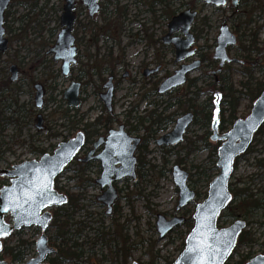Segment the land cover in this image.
Segmentation results:
<instances>
[{
    "label": "rangeland",
    "instance_id": "rangeland-1",
    "mask_svg": "<svg viewBox=\"0 0 264 264\" xmlns=\"http://www.w3.org/2000/svg\"><path fill=\"white\" fill-rule=\"evenodd\" d=\"M169 1L171 2L170 5L163 6L162 4L161 6V18L159 20L161 36L167 31L166 25L170 17L186 9L187 4L191 2V0ZM62 3L63 0H47L45 4L43 1H39L35 8L10 3L6 10L8 15L5 16L4 26L5 36L8 38L9 44L0 58V68L3 73L1 79L4 80L5 76L8 78L10 75L8 72L9 65L16 64L20 71L19 78H21L18 87L22 86L24 93H17L13 96V91L9 90L3 94V97L9 100L13 98L16 103L10 104L7 99L3 101L4 103L2 102L0 168L11 169L12 165L23 160L38 159L42 155L40 153L42 149L46 150L45 153H52L60 142L72 138L79 131L82 124L90 123L96 116L104 115L103 104L98 103L97 93L93 90L94 84L87 83L83 91L85 100L78 110L70 108L67 111L69 115L67 113L65 115L67 105L62 98V92L68 86L69 81L75 78L74 76L69 78L62 76L60 63L54 62L52 55L46 53L48 48L54 44L56 38L57 32L52 34L50 29L58 26ZM125 4L128 5L129 0H112L108 8V11H112L108 16L112 30H118L119 26H122L117 35L121 43L131 40L130 35L134 29L138 32L143 30L144 34H147L148 27H153V23L147 24L149 14L144 15L145 20L143 22L138 19L135 21L134 13H138L140 7H128V13L125 17L115 11ZM243 9H247V11L234 22L235 24H242L237 28L239 31L235 32L237 35L236 46L230 48L228 52L233 61L226 63L219 73L216 72L218 61L212 58V54L218 32L220 12H213L210 8L201 11L197 17L198 21L195 25L197 38L193 45L196 48V54L185 60L189 61L196 58L200 60L201 64L196 70L188 74L187 81L182 86L164 95H158L155 91L152 92L157 87V82L170 75L178 67V63L173 62V47L164 45L162 42H160V45L157 44L161 70L154 78L148 80L142 78L140 70L136 68V63L132 62L130 63L132 68L129 67L132 79L139 80L138 84L133 85L128 80L120 78L124 68L119 65L116 74L120 85L113 99V114L117 116L118 122L110 124L108 128L116 129L118 124L122 123L128 134L136 135L134 132L129 131V124H136L137 118L148 117L152 111L156 114L160 113L162 116L174 114V120L189 110L193 112L191 102L188 104L186 99L192 100L191 98L197 95L194 99L196 105L202 104L205 100L208 102L213 100V95L209 91V84L220 76H227V83L234 89V96H241L235 116L236 118H245L250 113L253 102L247 98V91L239 83L242 78L241 72L250 70L253 71V76L257 80L264 79V0H247ZM78 12L82 13L80 19L85 18L86 15L81 9ZM75 13L77 14V10ZM23 14H27V16L22 21ZM202 16L209 17L210 20V25L206 29L201 26L199 21ZM150 18L153 20V15ZM257 28L260 29L255 35L254 32ZM239 34H242V37H239ZM252 38L256 41V45H254L259 53L254 52L247 55L246 51L249 48L247 46L250 45V39ZM144 45L146 46V44ZM138 48L142 49V45H137L133 49L129 48L126 59L132 60ZM153 50L152 47L149 48L150 52ZM116 52L115 49L114 57L117 56ZM104 59L102 57L101 64ZM80 60L88 65L92 63L89 59L85 61V58H80ZM77 70L78 67L74 71L75 74H77ZM100 78H106L105 74L100 75ZM84 80H90L96 85L99 78L91 73ZM35 82H43L45 87L43 114L46 116L45 125L48 126V130L42 132H38L35 127V111L37 109L34 106V90L32 88ZM180 97L181 103L177 104L176 99ZM168 101L173 105L164 109ZM4 104L10 105L8 110L4 109ZM19 106H22V108L18 109ZM225 108L224 119L228 120L230 107L226 106ZM212 115H214V110ZM79 117L83 119L75 125L74 120ZM222 118L219 111V124ZM141 124L142 129L150 126L151 122H143L142 120ZM231 125L230 121H226L224 123L225 129L222 131L219 129V132L227 131ZM172 126L173 123L163 124L162 129L155 138L170 130ZM145 133L146 129H143L138 132V135H144ZM211 134L210 126L199 123L192 124L180 144L173 147H160L153 140L148 143L146 153L142 155L136 153L137 160L141 164L137 168V176L140 182L134 184L131 179H127L117 184L120 207L118 222L120 224L126 223L124 234L128 238V245L133 246L130 247L131 250L125 261H123L122 256L115 258L113 255L114 246H118L116 240L111 242V248H97L98 246L89 248L94 245L95 241L98 242L96 239L97 231H108L110 236L115 232L114 226L111 225L112 222L105 215L106 208L102 207L96 199L100 190L98 185L94 183V179L99 176L100 172L96 171L95 168L82 170L76 160L65 166L57 176L54 186L59 187H56V189L60 192L66 190L70 193L83 194L82 199L79 201L81 206L72 213L69 223L72 226V234L77 229L80 230L77 242H83L84 244L82 248L84 254L80 258V263L77 262L78 260H70L66 264H93L90 260H96L97 264H130L133 261L139 264H172L183 250L184 240L193 226L192 215L196 204L201 203L206 198L209 182L218 173L217 167L213 169V166H216L217 156L214 157L211 149L214 146L218 148L220 142L212 141L210 139ZM88 145L89 143L84 146V149H87ZM83 154L84 152L79 156ZM180 159L181 162H178ZM257 161L260 162L261 168H256L255 163ZM175 164L188 171V185L197 194L193 201L179 211L175 209L178 201V191L173 183L171 172ZM204 172L206 174L210 172L211 176L207 178ZM9 183L10 178L8 176L0 177V188ZM229 189L232 198L227 207L221 211L217 221L218 225L226 227L234 220L242 219L246 222L243 231L252 233L255 239V241L248 244L234 247L226 264H238L247 252H251L250 257L264 254V225H262L264 221V123L259 131L254 134L252 142L243 153V156L236 161L229 179ZM243 189H245V192L240 197L235 198L234 192ZM247 196H250V198L246 199ZM243 199L244 202H242ZM247 200L256 201L261 206L252 210V213L246 214L247 211L244 209L248 203ZM54 208H50V211L53 212ZM158 213L165 215L167 218L179 215L185 218V222L173 229L163 239H158L155 227ZM4 218L6 222H11L10 214H6ZM190 218L192 219L191 227H188L185 223ZM78 222L82 223L81 227L76 225ZM53 231L52 227L45 230L46 236L52 237ZM40 232V228L32 225L23 229L21 238L35 241ZM17 238V236H12L9 239L10 244L16 245ZM104 239L108 240V237L104 235ZM35 253L34 245L28 247L23 261L33 257ZM108 254L112 255L111 262L105 258L101 260L102 255L106 256ZM0 260L11 263L10 259L5 256L0 255Z\"/></svg>",
    "mask_w": 264,
    "mask_h": 264
},
{
    "label": "water",
    "instance_id": "water-1",
    "mask_svg": "<svg viewBox=\"0 0 264 264\" xmlns=\"http://www.w3.org/2000/svg\"><path fill=\"white\" fill-rule=\"evenodd\" d=\"M10 0H0V50L7 47V39L4 38L3 13L7 8ZM74 1L64 0L62 12L59 16V25L61 27L57 34L54 45L48 50L52 54L54 62H61L60 69L64 76H68L70 66L75 62L74 38L72 35L74 15ZM88 8L89 14L97 10L98 0H82ZM207 3L216 6L223 5L225 0H204ZM237 0H232L236 5ZM196 11L184 9L173 15L167 23V32L163 35V44L173 46L174 63H180L172 74L165 77L157 87L158 94H164L173 88L179 87L186 82L187 75L200 66V60L194 59L184 63L186 58L194 56L195 50L190 48L193 44L194 37L190 32ZM179 32L181 35L171 36ZM236 37L229 30L227 25L220 27L219 34L216 38V46L212 55L213 59L219 61V68L225 62L233 61L228 57L227 48L235 45ZM10 71L12 78L16 75V66L11 65ZM147 75V74H146ZM110 81V80H109ZM107 90L101 94L104 106L107 111L112 110L113 88L110 82L106 83ZM80 84L77 81H70L68 86L63 90L62 97L69 107H77L80 103L79 98ZM43 92L39 84L35 85V106L40 108L42 105ZM193 121V112L188 111L176 118L170 131L161 134L156 140L157 146H175L182 142L186 130ZM218 110L215 111L211 123V139L221 141L217 148L216 166L219 171L214 179L209 183L206 198L195 206L193 226L184 240V248L172 264H208L207 258L200 252V245L203 242L201 234L209 232L207 243L218 246L221 254L214 257L211 264H224L229 258L233 248L236 245L237 238L245 228L244 220L236 219L229 226L219 228L217 218L222 210L226 208L231 200V193L228 189V181L233 172L234 161L236 157L243 154L252 142L253 135L258 128L264 123V90L254 100L250 113L245 118L236 119L230 129L219 133L218 129ZM37 126L39 124L37 123ZM84 141L81 131H78L74 137L67 141L60 142L52 154L45 153L38 160H25L15 165L11 170L1 169L0 176L10 177V184L0 188V223L7 227V234H0V249L2 246L1 239L7 237L12 231L21 227L37 226L41 233L35 240L36 255L21 264H46L45 260L54 248L49 246L48 239L44 233L51 213L48 210L53 206H59L67 201L66 195L59 193L54 188L55 177L69 164L74 158ZM139 142L138 137L130 136L125 130L123 124L116 129H110L103 141V149L96 159L100 161L101 173L96 182L101 189L104 188L101 195L97 197L106 206V214L111 212L112 203L117 198V190L113 185L114 181L124 177L131 179L136 178V157L134 155L136 146ZM101 144L97 140L93 148ZM88 159V158H86ZM120 166L116 167V164ZM172 180L178 190V201L176 211L186 206L195 198V191L188 185L189 173L182 169L178 164L173 165ZM47 181L49 191L44 195H36L41 190V185ZM55 193L54 196L51 194ZM34 197L33 200L26 202L28 197ZM51 197V198H50ZM60 197L63 199L60 200ZM9 200H16L21 205L17 211H12L8 204ZM7 208L5 211L4 209ZM215 210V211H213ZM11 215V223L5 221L4 216ZM18 216L20 217L18 219ZM210 218V229L202 227L207 225ZM184 218L173 216L166 218L163 214L156 215L155 227L158 233V239H163L176 226L181 225ZM214 230L215 235L211 234ZM229 233L225 236L224 233ZM231 241V247H227V241ZM0 264H15L0 260ZM130 264H139L136 261ZM245 264H264V254H257L250 258Z\"/></svg>",
    "mask_w": 264,
    "mask_h": 264
},
{
    "label": "flooded vegetation",
    "instance_id": "flooded-vegetation-1",
    "mask_svg": "<svg viewBox=\"0 0 264 264\" xmlns=\"http://www.w3.org/2000/svg\"><path fill=\"white\" fill-rule=\"evenodd\" d=\"M111 1L112 0H98L97 1V10L92 15L89 14V10L84 5L82 0H75L74 1V10L73 11H74L75 19H74V23H73L72 35L74 38L73 45L75 47V54H74L75 62L70 66V72H69L68 76H64L62 73L61 74L65 78H69L70 76H74L75 79H71L70 81L74 80V81L79 82V84H80V87H79L80 103L77 107L73 108L75 110H78L79 106L85 100V95H84L83 91H84L85 85L87 83V84H94L93 90L97 93V96L99 99L98 103L100 102L101 105L103 104V107H104V109L102 107L103 112H104L103 114L104 115L113 114V99H114L115 92L120 85L118 75L116 74V69L119 65H122L124 68L120 78L124 79V80H128L133 85L138 84L139 80L137 81V79H135V78L132 79V76L130 73V68H129V67L132 68V65L130 63H132V62L136 63V68L140 70V74H141L142 78H145L146 80H148L150 78H154L156 76V74H158L161 70V62L158 60L159 53L157 52V44L160 45V42L163 43V41H162L163 36H161L160 30H159V20L161 18L160 12H161L162 4H163V6H168V5H170L171 2L169 0H163V1L162 0H129L130 5L125 4L124 6H121V8L116 9L115 11H117L122 17H125V15L128 13V7H130V6L133 8L134 7H140V9L138 10L139 12L134 13L133 17H134L135 21H137V19H138V20L143 22V20H145L144 15L149 14V18H147V24L150 25L151 23H153V27H148L149 29H148L147 34H144L143 30L141 32L140 31L138 32L136 29H134L130 35L131 40L129 42H126V43H121L119 40V37L117 35L119 33L118 31L122 28V26H119L118 30L115 29V31L112 30L113 29V28H111L112 26L110 27V22H109L108 16H109V13H111L112 11H108V8L111 5ZM246 2H247V0H237L236 5H234L232 0H225V3L223 5L216 6L214 4L205 2L204 0H191V2L187 4L186 9H190L191 11H196V15L194 17V20H193L192 24L190 25V32L193 34V37H194L193 44L191 45L190 48H193L195 50V54H196V48L193 47L194 42L196 41V38H197L195 25L197 23L196 21H198L197 17L199 16L200 12L203 10H206L207 8H210V10L213 12H220V16L218 19L219 23H218V27H217L218 32H217L216 38L219 34L220 27L225 24L228 26L229 30L235 35L236 42H237V35L235 32L239 31V30H237V28L240 27V25H242V24H235L234 22H236L243 15V13L245 11H247V9H243V8H245ZM10 3H12L11 0L9 1L8 6L10 5ZM63 4H64V0L62 3V6H63ZM8 6L4 10L3 24H2V26L4 28V35L3 36H4V38L7 39V47L3 51L0 50V58L4 54V52L7 50L8 44H9V40L5 36V26H4L5 16L8 15V12L6 11L8 9ZM62 6H61V12H62ZM78 9L79 10L81 9V11L84 12V14L86 15L85 18L80 19L82 17V13L80 14L78 12L79 11ZM76 10H77V14L75 13ZM61 12H60V14H61ZM177 13H175L174 15H176ZM151 15H153V20H151V18H150ZM199 21L201 22L200 23L201 26L205 29L210 25L209 24L210 23L209 17L202 16V18ZM142 25H144V24H142ZM58 26H59V28H58ZM58 26H54L50 29V32L52 34L57 32L56 38H57L58 32L61 29L59 23H58ZM202 27H201V29H202ZM259 29L260 28H257V30L254 32L255 35H257V32L259 31ZM152 30H153V32H152ZM167 30H168V28H167ZM115 32H117V33H115ZM114 33H115V35H113ZM177 35H181V33L176 32V33H173L171 36H177ZM239 37H242V34L241 35L239 34ZM56 38H55V40H56ZM216 38H215V46H216ZM55 40H54V42H55ZM98 43H99V45H98ZM144 44H146V46ZM137 45H142V49H140V48L137 49L132 60L126 59V54L128 53L129 48L133 49ZM153 46H155V47H153ZM170 46L172 47V45H170ZM235 46H236V43H235V45L228 47L227 52H229L230 48L235 47ZM51 47H49L48 50ZM147 47H148V49H147ZM151 47L154 49L152 52L149 51V48H151ZM115 49L117 51L116 57L113 56ZM48 50L46 53L51 54L48 52ZM213 52H214V50H213ZM102 57H103V59L104 58L105 59L103 60V63L101 64ZM80 58H85V61L89 59L90 62L92 61V63L90 65L83 63L80 60ZM186 59H189V58H186ZM185 60L182 62L188 63L191 61V60H189V61H185ZM214 60L218 61L216 59H214ZM58 62L61 65V62L60 61H58ZM94 62H99V63H94ZM229 62H231V61H229ZM226 63H228V62H225L223 64V66L221 68H219V61H218V67L216 69V72L219 73L220 71H222V68L225 66ZM11 65H15L16 70H17L14 78H12V73L10 71ZM179 65H180V63H178V67H179ZM77 67H78L77 74H75L74 71H75V69H77ZM128 68H129V70H128ZM8 72L10 73L9 77L7 78L5 76L4 80H2L1 77L3 76V73L1 72V68H0V121H2V119H1V115H2L1 110H2V106H3L2 102L7 99V101H9L10 104L16 103L15 102L16 100H14L13 98H10V100H9L8 98L3 97V94L7 93L9 90L13 91V96L17 95V93L18 94L24 93V91L22 90V86L18 87L19 82L21 81V78H19L20 77V75H19L20 71H19V68L17 67V65L14 63L10 64L8 67ZM60 72H61V69H60ZM91 73L92 74L94 73L96 76H98V78H99V80L97 82L98 84L95 85V83H92L90 80H88V81L84 80V78L87 77ZM5 74H7V73H5ZM102 74H105L106 78H100V75H102ZM44 76L47 77V75H45V74H44ZM187 78H188V75H187ZM163 79H161L160 82ZM70 81H69V83H70ZM186 81H187V79H186ZM107 82H110L112 84V88H113L112 110L111 111H107V109L104 106V102L102 100V97H101V94H103L108 88L106 86ZM160 82H157L158 85L160 84ZM36 84H39L41 86V90L43 92V97H42L43 102H42L41 107L37 108L35 106V100L33 97L34 106L37 109L35 111V117H36L35 127H36L38 132H42V131L48 130V126L45 125L46 116H44V114H43L44 107H45L44 106V95H45L44 89H45V87H44L43 82L33 83L32 88L34 90V95H35V85ZM158 85H157V87H158ZM157 87H155L152 90V92L155 91L158 94ZM176 88H178V87H176ZM176 88H173L171 90H174ZM62 94H63V92H62ZM9 107H10L9 104H4L5 110H8ZM20 108H22V106L18 107V109H20ZM70 108H72V107H69L67 105V109H70ZM15 114H17V112H15ZM104 115H101L99 117H103ZM99 117L96 116L93 119V121H91L89 123V124H94L93 127L95 128V131L93 134L88 133V130L86 128V125H88V123L81 125V128L79 129V131H81L83 133L84 141H83L82 146L80 147V149L78 150V152L76 153V155L74 156V158L71 161H73V160L78 161L80 169H82V170H88L91 168H95L96 171H99L101 173V164H100V161L98 159H96V156L99 155L103 149V141H104L105 137L107 136L108 131L110 129H113V128L109 129L108 126H110V124H112L114 122H118V119L114 120L112 123H109L106 125H104L102 123H93ZM82 119L83 118H80V117L76 118L74 120V124L75 125L79 124ZM37 123L39 124V126H37ZM120 124H122V123H120ZM120 124H118V126ZM134 126H136L138 128L137 131H134L132 129V127H134ZM129 127H130L129 131L134 132L136 135H138V132L140 130L144 129V128L141 129L142 124H140V123L129 124ZM106 128H107V130H106ZM124 130H125V126H124ZM129 135L139 138V142H138L136 149H135V152H134L135 157H136V153H139L142 155V153H140V152H142L141 151V145L143 142V134L140 136L139 135L138 136L131 135V134H129ZM99 139L101 141V144L98 147L93 148L94 143ZM88 143H89V145H88L89 147L87 149H84V146ZM45 151L46 150L42 149V150H40V153L44 154ZM82 152H84V154L82 156H79L80 154H82ZM86 158H88V159H86ZM15 165H17V164L12 165V168ZM140 165L141 164H139V160H137V157H136V164H135L136 178L134 180L129 178V177H124L120 180L113 182V185L117 190V198L112 203L111 212L109 214L105 213V215L107 218L110 219V222H112L111 225L114 226L115 237L112 238L113 235L110 236V233L108 231L107 232H103V231L98 232L97 231L96 239L98 242L95 241L93 243L94 245H92L89 248H96V246H98L97 248H111V242L115 241V240H116L118 246L115 245L114 248H129L128 238H127L126 234H124L126 223L120 224L118 222L120 207H119V201H118L119 189L117 188V184L124 181V180L126 181L127 179H131L134 184H137L138 182H140L138 179V176H137V168L140 167ZM118 166H120V163L116 164V167H118ZM1 169H6V168H1ZM6 170H10V169H6ZM97 178L94 179V183L98 185L99 190H100V193L97 195V197H98L99 195H101L104 188L101 189L100 185L96 182ZM57 188H59V187H57ZM65 191H63V192H65ZM195 193H196V191H195ZM80 195H81L80 196V200H81L83 194L80 193ZM97 197H96V199H97ZM98 202L101 204L102 207L106 208V206L101 201H98ZM56 208L57 207H55L54 209H56ZM51 215L53 218V212H51ZM174 216H176V215H174ZM177 216H179V215H177ZM184 222H185V218H184L183 223ZM50 224H51V222H49L46 230H48L52 226ZM178 226H180V225H178ZM104 235H106L108 237V240L104 239ZM47 238H48V241L50 244V236ZM79 244H80L79 245L80 248L84 247L83 242L79 243ZM51 246L54 248V251L51 255L47 256L46 261H45L46 264H48V258L50 256L54 255L56 252V247L53 245H51ZM83 254H84V251H83ZM82 255H80L76 259V260H78L77 261L78 263H80V258L82 257ZM104 258L108 259L111 262L112 255L111 254H108L106 256L102 255L101 260ZM90 261L93 264H97L96 260H90ZM64 264H66V263H64Z\"/></svg>",
    "mask_w": 264,
    "mask_h": 264
},
{
    "label": "trees",
    "instance_id": "trees-1",
    "mask_svg": "<svg viewBox=\"0 0 264 264\" xmlns=\"http://www.w3.org/2000/svg\"><path fill=\"white\" fill-rule=\"evenodd\" d=\"M13 4H17L19 6L25 7L28 6L30 8L37 7L39 1H43L44 4L47 2V0H11ZM163 1V0H162ZM27 16V14H23V18ZM248 35V34H246ZM256 41L254 38L250 39V45L248 50L246 51L247 55H251V53L258 52L257 48H255ZM241 80L239 81L241 87L247 91V98L251 102H253L260 93L264 90V79L263 80H257L253 76V71L247 70L245 72H241ZM227 76H220L218 79H214L209 84V91H211L213 95V100L208 102L205 100L202 104L196 105L194 102L195 97H192L190 99H186L187 103L190 104L193 107V113L194 118L192 124L199 123L201 125L205 126H211L212 121V111L218 109L220 113L222 114V120L219 124V129L222 131L225 129L224 123L226 121H230V124L233 123L234 120H236V108L239 105V101L241 96H234V89L229 84L228 85ZM176 103H181V97L176 99ZM173 105L171 102H167V106L164 109H167ZM226 106L230 107L229 114H228V120L224 119V113L226 111ZM68 109L65 110V115L67 113ZM68 114V113H67ZM69 115V114H68ZM174 114L162 116L160 113L156 114L154 111L150 113L148 117H139L137 118V123L141 124V121H149L151 122L150 126L144 127L146 129V133L143 135V142L141 145V151L140 153H146L147 151V145L150 141H153L158 134V132L162 129V125L172 123L174 121ZM114 120H117V117L114 114H106L103 117H99L95 122L93 123H102L104 125L112 123ZM225 120V121H224ZM191 124V125H192ZM94 124L86 125V128L88 130V133L93 134L95 131V128L93 127ZM153 126V128H152ZM94 129V130H93ZM134 131H137L138 128L136 126L132 127ZM143 129V128H142ZM259 129L257 130V132ZM219 144V142H218ZM212 153L214 154V157L217 153V146H214L212 149ZM241 155L240 157H242ZM238 157L236 161L240 158ZM178 162H181V159L178 160ZM216 166H213V169H215ZM211 171V170H209ZM206 174V172H204ZM211 176L210 172L206 174V177L209 178ZM60 190V189H59ZM245 189L239 190V192H234V197H240L242 193H244ZM67 195V203L65 205L59 206L56 209L53 210V218L51 221L52 225L51 227L54 229L53 236L50 237V244L56 247V252L54 255L50 256L48 258V264H64L67 263L70 260H76L80 255L83 254L82 248L79 247V243L77 242L78 234L80 230H76L73 234L71 233L72 226L71 223H69L72 213H74L77 209L80 208L79 200H80V194L78 193H70L69 191H65ZM250 198V196H247L246 199ZM245 200L243 199L242 202ZM245 206V212L246 214L252 213V210L258 209L261 205L258 204L256 201H248ZM256 204V205H255ZM230 207V206H229ZM249 208V209H248ZM252 208V209H251ZM244 213V214H245ZM219 219V218H218ZM192 219L190 218L189 221H187L185 224L188 227H191ZM218 224V222H217ZM77 226L81 227L82 223L78 222L76 223ZM262 225H264V221L262 222ZM24 228H20L18 230H14L8 237L2 239V247L0 250V255L8 257L10 259L11 263H20L23 262V259L25 257L26 249L30 246L34 245V240H28L21 238V233L23 232ZM115 233H113V236ZM12 236H17V244L11 245L9 242V239ZM255 241V239L252 236V233L242 231L237 239L236 246H239L241 244H248L250 242ZM264 245V244H263ZM132 245L129 246V248H113V255L116 258L117 256H122L123 261H125L126 257L128 256ZM251 256V252H247L244 256H242V259L239 260L238 264H243L247 259H249ZM226 264V263H225Z\"/></svg>",
    "mask_w": 264,
    "mask_h": 264
},
{
    "label": "snow or ice",
    "instance_id": "snow-or-ice-1",
    "mask_svg": "<svg viewBox=\"0 0 264 264\" xmlns=\"http://www.w3.org/2000/svg\"><path fill=\"white\" fill-rule=\"evenodd\" d=\"M48 191H49V186H48V183L46 181L44 184L41 185V190L38 191L36 193V195L42 196V195H44L45 192H48ZM51 195L54 196L55 193H52ZM33 199H34V197L29 196L28 200H26V202H29ZM62 199L63 198L60 197V200H62ZM8 204L11 206L12 211H14V212L17 211V209H19L21 207V205L19 203H17L16 200H9ZM4 210L6 211L7 208H5ZM213 211H215V210H213ZM19 218L20 217L18 216V219ZM202 227H206V228L210 229V218H209V223L207 225H202ZM0 234H7V227L3 223H0ZM211 234L213 236L215 235L214 230H211ZM208 235H209V232H204L201 234L203 242L200 245V252L206 256L208 264H211L213 258L217 257L221 254V249L218 246L210 245L207 243V236ZM224 235L228 236L229 233L226 232V233H224ZM226 243H227V247H231V241L230 240L227 241Z\"/></svg>",
    "mask_w": 264,
    "mask_h": 264
}]
</instances>
